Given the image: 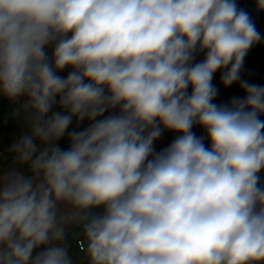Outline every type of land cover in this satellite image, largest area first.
Masks as SVG:
<instances>
[{"label":"clouds","instance_id":"1","mask_svg":"<svg viewBox=\"0 0 264 264\" xmlns=\"http://www.w3.org/2000/svg\"><path fill=\"white\" fill-rule=\"evenodd\" d=\"M260 40L235 0H0L28 166L0 174V264H264V87L240 78ZM217 70L245 97L213 103ZM73 117L96 122L61 150Z\"/></svg>","mask_w":264,"mask_h":264},{"label":"trees","instance_id":"2","mask_svg":"<svg viewBox=\"0 0 264 264\" xmlns=\"http://www.w3.org/2000/svg\"><path fill=\"white\" fill-rule=\"evenodd\" d=\"M46 52L49 57L52 55V47L48 46ZM205 53H199L196 57L197 63L204 59ZM70 68H65L62 72L58 73L62 77L66 78ZM225 70H217L213 76L212 84L217 89V96L215 97L213 103L217 105L230 104L233 97L244 98L245 92L240 87V83L236 82L231 86L225 87L221 81V76ZM241 80H246L250 84H255L264 87V41L260 42L259 45H254L247 53L243 67L240 71ZM59 98H57V103L54 105L51 112L48 114L51 116L55 112L64 113V110L59 107ZM22 100L17 102H11V100H4L0 102V171L2 166L6 163L15 161V155L10 151L11 145L20 139L23 135L22 130L14 117V111L19 107ZM119 112V108L109 109L104 112L102 116L96 118V120H102L110 115H116ZM261 120H264V115L260 116ZM78 120L76 117L72 118L70 125L76 123ZM96 121L92 120V123ZM69 125V126H70ZM192 131L197 137H204V144L206 147H210V141L207 139L206 131L196 125L193 127ZM180 135V133L164 130L160 138L156 141L164 140L166 143V148L174 141V139ZM39 144V141H36ZM58 147L61 150H68L71 145L67 144L64 140L58 141ZM38 154V153H37ZM260 183L264 186V170L261 171Z\"/></svg>","mask_w":264,"mask_h":264},{"label":"crops","instance_id":"3","mask_svg":"<svg viewBox=\"0 0 264 264\" xmlns=\"http://www.w3.org/2000/svg\"><path fill=\"white\" fill-rule=\"evenodd\" d=\"M236 2V1H235ZM238 8L240 9H244L250 16V18L252 19V21L254 22L255 24V27L256 29L259 27V25H262V22L264 20V11H259L257 9V4H256V0H241V1H238L236 2ZM256 15H259V19L256 21L254 19V17ZM4 100H7V98L3 97L2 95H0V102L1 101H4ZM17 120V119H16ZM21 130H22V127H21V124L19 123V121L17 120ZM80 121H77L76 123L72 124V125H75V124H79ZM92 124V120H89L87 121L86 123V129ZM70 125V126H72ZM69 126V127H70ZM84 131V130H83ZM78 132V129L77 131ZM80 132V131H79ZM22 133H23V130H22ZM71 134V133H70ZM24 135V133H23ZM60 140H64L67 144L71 145V141H70V136L69 134H64V136L62 138H60L58 141ZM58 141L56 142L57 146H58ZM40 145V143L38 144ZM40 147L42 148L43 145H40ZM166 148V143L164 140H160V141H155L154 142V149L156 152H160L161 150L165 149ZM27 165H20L15 161L13 162H9V163H6L2 166V169L0 171V174H3V173H6L10 170H13V169H19V170H23V171H27ZM99 211V210H98ZM73 251L78 255V256H81L82 253H80V250L78 249V247L76 246V242L74 241L73 242Z\"/></svg>","mask_w":264,"mask_h":264},{"label":"rangeland","instance_id":"4","mask_svg":"<svg viewBox=\"0 0 264 264\" xmlns=\"http://www.w3.org/2000/svg\"><path fill=\"white\" fill-rule=\"evenodd\" d=\"M254 19L257 21L259 19V15H256L254 17ZM257 31L260 33V36H261L260 42L264 41V20L262 22V25H259V27L257 28ZM259 43L255 44V45H259ZM196 57H195V60L193 61V63H197ZM188 92H189V94L191 93V87H189ZM87 121H88V119L85 118L83 121H80L79 124H75V125H72V126L68 127V129L65 131V133L69 134V136H70V133L76 132L77 129H78V132L79 131L81 132V131L85 130ZM22 130H23V133H25V129L23 127H22ZM43 147H44V145H43Z\"/></svg>","mask_w":264,"mask_h":264},{"label":"built area","instance_id":"5","mask_svg":"<svg viewBox=\"0 0 264 264\" xmlns=\"http://www.w3.org/2000/svg\"><path fill=\"white\" fill-rule=\"evenodd\" d=\"M236 2H238V1H241V0H235ZM11 102H14V101H11ZM15 102H19V101H15ZM156 152V151H155ZM76 242V246L78 247V245L81 243V241H79V240H76L75 241ZM78 249H79V247H78Z\"/></svg>","mask_w":264,"mask_h":264},{"label":"bare ground","instance_id":"6","mask_svg":"<svg viewBox=\"0 0 264 264\" xmlns=\"http://www.w3.org/2000/svg\"><path fill=\"white\" fill-rule=\"evenodd\" d=\"M19 103V102H18Z\"/></svg>","mask_w":264,"mask_h":264}]
</instances>
